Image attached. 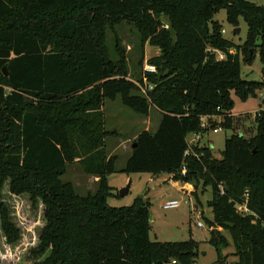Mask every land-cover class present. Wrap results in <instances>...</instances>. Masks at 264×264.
<instances>
[{
    "label": "trees",
    "instance_id": "1",
    "mask_svg": "<svg viewBox=\"0 0 264 264\" xmlns=\"http://www.w3.org/2000/svg\"><path fill=\"white\" fill-rule=\"evenodd\" d=\"M254 1L0 0V220L7 243H17L21 233L4 202L6 187L28 196L34 208L43 206L45 225L28 253L31 264H198L194 241L150 240L148 200L108 204L119 157L107 153L112 133L104 108L120 97L137 114L151 108L161 114L156 132L138 134L122 171L171 175L193 185L196 197L199 186L210 188L214 264H264V111L249 137L226 140L221 160L188 140L241 127L231 116V92L243 102L264 93V5ZM222 11L232 27L246 23L241 46L225 39L215 20ZM125 22L139 31L142 46L160 50L148 61L157 72L143 73L155 86L147 97L137 84L144 75L137 83L129 79L119 40L115 59L108 48V30ZM257 52L262 80H243L241 65H253ZM211 116L222 118L220 125L207 124ZM70 164L99 179L95 192L81 196L62 180ZM218 229L235 246L232 263L222 255L230 244Z\"/></svg>",
    "mask_w": 264,
    "mask_h": 264
},
{
    "label": "rangeland",
    "instance_id": "2",
    "mask_svg": "<svg viewBox=\"0 0 264 264\" xmlns=\"http://www.w3.org/2000/svg\"><path fill=\"white\" fill-rule=\"evenodd\" d=\"M258 6L264 5V0H255ZM215 20L224 28V37L232 41L235 45H242L247 37L248 27L241 19L239 34H235L237 28L232 27L227 22V11L219 13ZM108 30V48L114 58V44L119 40L124 48L129 67V79L139 82L148 64V61L160 54L159 48L149 45L142 46L139 31L134 25L123 23L114 29ZM218 54V59H223ZM115 59V58H114ZM242 63V62H241ZM253 65L242 63L241 78L243 80H262L263 65L260 61L259 52ZM150 66V65H149ZM231 99L234 100V107L231 116L234 121L241 119V127L236 129H222L218 132L212 130L204 135L198 134L189 136L190 146H206L212 150L216 159L223 158V151L226 140L233 134H240L245 138L253 132L255 128L256 114L264 111V93H259L257 98H249L246 102L240 100L235 92H231ZM105 117L107 130L112 133L107 140V153L110 156L119 157L117 163V173L109 179V184L114 188V196L109 197L108 204L113 208L130 207L137 199L144 198L151 204V233L152 242L178 243L192 240L199 246L197 262L199 264H214L219 253L215 246L211 245L210 239L212 229L207 221L213 220L212 210L208 208V202L212 200V191L199 186L198 197L194 193V187L187 191L181 182L176 184L168 181L169 175L154 176L151 174H127L122 169L126 167L127 161L132 152L133 143L139 133L144 130L156 132L161 116L157 109L151 108L147 116L137 114L121 103L120 97L115 101H105ZM215 120L220 125L222 118ZM220 127V126H216ZM191 153V150L189 151ZM62 180L72 182L77 186V192L81 196H86L89 192H95L97 187L92 184L90 177L84 173L78 164H70L67 173ZM127 194H121L128 186ZM4 202L10 210L13 223L21 233L20 240L14 245L8 244L5 234L1 228L0 220V264H31L27 260L28 253L34 246L38 245L41 230L45 225L43 206L39 203L35 208L28 196H16L9 193L6 187L2 193ZM180 202V206L175 210H165L163 206L168 202ZM242 213H247L246 208H240ZM204 224L203 227L197 225L198 222ZM229 238L230 246L222 251V255L230 256L229 262L237 259L232 256L235 246L231 242V237L227 231L220 229Z\"/></svg>",
    "mask_w": 264,
    "mask_h": 264
},
{
    "label": "built area",
    "instance_id": "3",
    "mask_svg": "<svg viewBox=\"0 0 264 264\" xmlns=\"http://www.w3.org/2000/svg\"><path fill=\"white\" fill-rule=\"evenodd\" d=\"M221 58H223V57H221ZM151 73V74H155L156 72H157V68H156V66H149V65H147V67H146V70L144 71V73ZM144 75V77H143V79H142V83H137L138 84V86L140 87V91H141V94H143L144 96H148V92H150V91H153V89H155V86L153 85V84H150L149 82H148V79H147V77L145 76V74H143ZM263 100H264V97H261ZM205 120H206V123L208 124V121L210 120V119H217V117H210V118H204ZM203 127L205 128V125H203ZM221 130V128H215L214 130H213V132H218V131H220ZM194 136L196 135L197 137H199V135L198 134H193ZM192 135V136H193ZM200 138V137H199ZM186 171H185V167H183V171H182V173L184 174ZM187 193H188V190L186 191ZM180 206V202L179 201H176V202H168V203H166L164 206H163V209H165V210H175V209H177L178 207ZM197 225L199 226V227H203L204 226V224L202 223V222H198L197 223ZM170 264H176V262L175 261H172Z\"/></svg>",
    "mask_w": 264,
    "mask_h": 264
},
{
    "label": "crops",
    "instance_id": "4",
    "mask_svg": "<svg viewBox=\"0 0 264 264\" xmlns=\"http://www.w3.org/2000/svg\"><path fill=\"white\" fill-rule=\"evenodd\" d=\"M105 105H106V103H105ZM159 115L161 116V114H160V112H159ZM132 153V152H131ZM131 156V155H130ZM129 156V157H130ZM84 176H87V177H90V181H92V184H94V186H98V182H99V179L97 178V177H95V176H88V175H84ZM158 176H164V175H158ZM112 177V176H111ZM110 177V178H111ZM156 177V176H155ZM168 181H170L171 183H173V184H176V182L173 180V177L171 176V175H169V177H168V179H167ZM178 184H179V182H178ZM75 185V184H74ZM180 185H182V187L183 188H186L187 187V190H190V189H192V185H190V184H183V183H180ZM76 186V185H75ZM76 188H77V186H76ZM97 190V189H96ZM191 191V190H190ZM191 193H192V191H191ZM220 229H218V231H219ZM226 236V235H225ZM226 238H227V240L229 241V238L226 236ZM199 264V263H198Z\"/></svg>",
    "mask_w": 264,
    "mask_h": 264
},
{
    "label": "water",
    "instance_id": "5",
    "mask_svg": "<svg viewBox=\"0 0 264 264\" xmlns=\"http://www.w3.org/2000/svg\"><path fill=\"white\" fill-rule=\"evenodd\" d=\"M240 33V30L237 28L235 30V34H239ZM4 70V73L6 76H9V73H8V70L6 68L3 69ZM136 147V144H133L132 148L134 149ZM129 187L130 185L127 187V188H124L121 192V194H127L128 190H129Z\"/></svg>",
    "mask_w": 264,
    "mask_h": 264
}]
</instances>
